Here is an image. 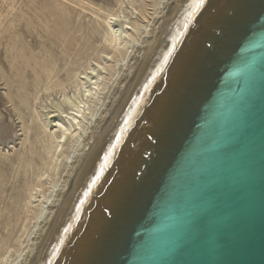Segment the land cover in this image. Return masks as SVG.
I'll return each mask as SVG.
<instances>
[{
  "label": "bare ground",
  "instance_id": "6f19581e",
  "mask_svg": "<svg viewBox=\"0 0 264 264\" xmlns=\"http://www.w3.org/2000/svg\"><path fill=\"white\" fill-rule=\"evenodd\" d=\"M68 1L72 14L93 21L86 37L97 34L105 45L102 55L82 70L73 69L77 63L72 62L57 68L46 50L39 57L25 54L18 37L9 35L13 22L2 27L0 17V42L4 41L8 65L6 73L1 71L8 89L4 95L18 119L25 122L26 110L30 122L21 125L25 152L18 157L16 175L23 179L10 190L2 223L5 229L11 223L22 226V231L11 246L12 230L3 234L0 229V264L91 261L146 167V156L161 138L178 96L188 89L202 46L215 37L227 9L238 2L141 0L130 4V15L122 22L125 0H115L114 8ZM48 13L53 20L43 15L42 27L52 46L63 43L68 17L56 10ZM50 91L61 96L52 109L39 96L48 99ZM30 155L38 163L32 180L25 179L34 168ZM8 158L0 151V161ZM4 175L0 168V194Z\"/></svg>",
  "mask_w": 264,
  "mask_h": 264
},
{
  "label": "water",
  "instance_id": "95a60500",
  "mask_svg": "<svg viewBox=\"0 0 264 264\" xmlns=\"http://www.w3.org/2000/svg\"><path fill=\"white\" fill-rule=\"evenodd\" d=\"M221 21L88 264H264V0Z\"/></svg>",
  "mask_w": 264,
  "mask_h": 264
},
{
  "label": "rangeland",
  "instance_id": "374dc122",
  "mask_svg": "<svg viewBox=\"0 0 264 264\" xmlns=\"http://www.w3.org/2000/svg\"><path fill=\"white\" fill-rule=\"evenodd\" d=\"M140 1L141 0H125L123 2V5L121 7L123 13L120 15V20L122 22L125 21V17H129L130 15V4H140ZM83 2H91L96 7H115V0H83ZM55 10L56 12H59L61 14L63 13V15L68 17V21L70 23L66 28L65 26L63 27V29L65 28L64 33L67 37L65 38L64 42L57 43L52 46L51 37L48 35L47 31L43 29L41 24L42 20L40 18L44 15V18H46L48 21H52L53 17H51L48 12H55ZM71 11L72 10L70 9L68 0H0V17L3 22L2 27L10 22H13V27L9 35H15L18 37L20 44L23 46V48L25 47V54L39 57L41 53L46 50L53 54L55 61H57V68H62L65 64V68H67L69 66L68 64L72 62L75 64L77 63V65L73 67V69L76 70L80 67V70H82L81 67L94 63V60L102 55V51L105 50V45L101 43L100 37L97 34H95L94 36L89 35L88 37H86L87 29L94 26L93 21H91L89 17H86L84 14L76 17L74 14H72ZM9 35H7L6 37H8ZM3 43L4 41L0 42V69L2 68L0 70V151L5 154L7 158H9L8 161H0V168L5 174L2 193L0 194V229L3 234H7V231L12 230V235L10 234L9 238L11 241L10 245L14 246L16 239L21 234L22 226H13V224L11 223L10 226L5 229V224L2 223H4L3 220L7 215L5 205L10 202V190L11 188L18 187L23 179L21 176L16 175V170L18 169V159L25 152V146H23L22 143L25 136L21 130V125L23 123L29 125L30 122L28 120L26 110L22 111L25 122H21L15 115L14 111H12L11 104L6 101L4 93L8 92V89L4 86L3 81L1 80V71L2 73H6V71L8 70V65L6 64V60L4 59V51L2 46ZM63 47H65L64 51ZM68 48L70 49L68 50ZM82 53L84 54V56ZM86 53H88V55L85 58ZM7 76L9 77L10 74L7 73ZM59 76L64 78L63 73H61ZM64 85H67L66 82L64 83ZM70 92V88L68 87V89L66 90V94L69 97L71 96ZM39 96L41 97L40 102L43 103V105H45L47 108H51L56 102L61 103V96L54 91L49 92L48 99H46L47 97H45V94L40 93ZM66 107V105H62V108ZM31 158H33L34 160ZM30 160H32L34 168L32 167V170H29V172L25 176V179L32 180L37 173L35 166L38 163L35 157L31 155ZM42 180L43 181H41V183H45V179ZM1 263H3V261Z\"/></svg>",
  "mask_w": 264,
  "mask_h": 264
}]
</instances>
